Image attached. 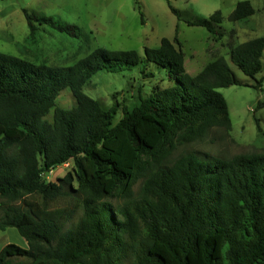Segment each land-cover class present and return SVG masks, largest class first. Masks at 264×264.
<instances>
[{"label": "trees", "instance_id": "16d2710c", "mask_svg": "<svg viewBox=\"0 0 264 264\" xmlns=\"http://www.w3.org/2000/svg\"><path fill=\"white\" fill-rule=\"evenodd\" d=\"M22 12L32 42L36 25L81 36L75 25ZM253 14L242 0L229 19ZM221 21L215 11L185 23L220 39ZM263 52L261 36L230 49L229 59L254 78L263 69ZM143 62L165 70L173 85L145 98L138 92V103L123 108L113 124L115 109L82 88L99 71L118 73ZM232 85L241 83L223 57L187 74L176 35L145 47L144 59L135 51L97 48L70 67L0 52V231L14 228L26 243L6 244L0 264H264V154L223 159L188 151L171 158L178 145L201 141L212 128L230 130L218 89ZM66 88L75 101L70 109L55 104ZM68 162L70 171L57 183L44 181L43 172ZM71 193L81 216L64 229L74 210L53 205ZM114 196L124 204L114 208L107 201Z\"/></svg>", "mask_w": 264, "mask_h": 264}, {"label": "rangeland", "instance_id": "374dc122", "mask_svg": "<svg viewBox=\"0 0 264 264\" xmlns=\"http://www.w3.org/2000/svg\"><path fill=\"white\" fill-rule=\"evenodd\" d=\"M239 1L242 0H168L177 11L175 15L166 0H137V3L134 0H0V52L33 63L70 67L97 48L135 51L144 59L145 47L157 48L162 38L172 41L176 35L184 53L187 74L196 75L206 64L223 57L241 85L218 89L226 101L230 130L212 128L201 141L178 145L171 158L188 151L223 159L239 154H264V52L263 69L254 78L242 74L229 59V50L236 45L264 36V0H247L254 14L244 21L231 22L229 17ZM23 9L75 25L80 28L81 36L69 38L47 26L36 25L35 41L32 42ZM215 11H220L222 16L218 29L222 34L220 39L204 28L185 23L208 18ZM144 73L151 76L144 77ZM172 85L165 70L143 62L118 73L99 71L85 83L82 92L104 108H114L113 124H116L123 117V108L130 110L138 103L139 93L145 98L156 87L163 89ZM260 103L263 105L258 106ZM55 104L63 109L75 106L69 89L60 92ZM45 119L51 121L52 110ZM255 119L261 133L257 131ZM66 164L43 172L44 181L57 183L72 167L71 162ZM141 183L138 180L134 184V197L138 195ZM107 201L116 208L125 200L114 196ZM76 203V194L71 193L53 205L54 208L74 210L64 229L75 226L81 216ZM9 243L26 247L14 228L0 231V250ZM122 264L130 262L127 259Z\"/></svg>", "mask_w": 264, "mask_h": 264}, {"label": "built area", "instance_id": "2783aa9c", "mask_svg": "<svg viewBox=\"0 0 264 264\" xmlns=\"http://www.w3.org/2000/svg\"><path fill=\"white\" fill-rule=\"evenodd\" d=\"M63 165L67 166V164H63Z\"/></svg>", "mask_w": 264, "mask_h": 264}]
</instances>
